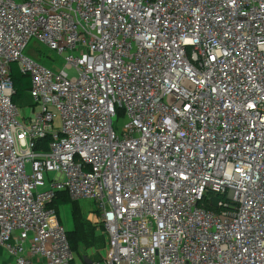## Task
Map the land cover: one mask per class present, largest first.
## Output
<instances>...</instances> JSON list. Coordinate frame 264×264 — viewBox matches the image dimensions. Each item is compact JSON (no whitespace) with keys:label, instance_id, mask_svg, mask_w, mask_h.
<instances>
[{"label":"built area","instance_id":"2783aa9c","mask_svg":"<svg viewBox=\"0 0 264 264\" xmlns=\"http://www.w3.org/2000/svg\"><path fill=\"white\" fill-rule=\"evenodd\" d=\"M62 192L95 203L90 264H264V0H0L9 264H80L49 206Z\"/></svg>","mask_w":264,"mask_h":264},{"label":"rangeland","instance_id":"374dc122","mask_svg":"<svg viewBox=\"0 0 264 264\" xmlns=\"http://www.w3.org/2000/svg\"><path fill=\"white\" fill-rule=\"evenodd\" d=\"M34 53H33V52ZM24 53L27 56L34 58L40 65L51 68L60 69L64 67L63 59L53 50L48 49L41 43L31 40L27 45ZM69 76H74L75 72L67 69ZM20 107V115L30 116L32 114L33 100L29 96L28 88L24 93L23 99L18 101ZM22 108V109H21ZM114 127L117 125V118L113 119ZM27 172L30 171V165H26ZM49 177L54 176V173H48ZM47 176H45V180ZM47 182V181H46ZM44 187H39L42 189ZM58 218L60 224L65 230L74 229V219H77L78 236L81 238L78 242L76 256L80 261L84 256H87L91 262L102 259L106 250V237L103 233L101 223L98 220L95 203L89 199L71 200L57 205Z\"/></svg>","mask_w":264,"mask_h":264},{"label":"trees","instance_id":"16d2710c","mask_svg":"<svg viewBox=\"0 0 264 264\" xmlns=\"http://www.w3.org/2000/svg\"><path fill=\"white\" fill-rule=\"evenodd\" d=\"M11 78H12L13 87L15 90V94L12 97V101L17 104L19 100L23 99L24 93L27 90V88L29 89L30 82H29V78L27 77V75H24L17 68L16 64H11ZM43 142L44 144L42 146L45 147L46 141L44 140ZM38 148H40V146L37 147V149ZM69 201H70V198L67 196V194L62 192V193H59L54 198V200L49 204V206L54 207L57 210L58 204L63 203V202H69ZM73 219H74V229L70 231L67 230V237H68V241H69L72 251L76 254L75 250H77L78 242L81 238L78 236V228H77V222H76L77 219L75 218V216H73Z\"/></svg>","mask_w":264,"mask_h":264},{"label":"crops","instance_id":"0c3cea01","mask_svg":"<svg viewBox=\"0 0 264 264\" xmlns=\"http://www.w3.org/2000/svg\"><path fill=\"white\" fill-rule=\"evenodd\" d=\"M57 213H58V210H57ZM32 260L34 261L35 264H46L45 261L39 257H32ZM81 260L82 261L78 259L79 263L85 264L83 259ZM9 263H11V258L9 257V255L6 253V251L3 248H0V264H9Z\"/></svg>","mask_w":264,"mask_h":264},{"label":"water","instance_id":"95a60500","mask_svg":"<svg viewBox=\"0 0 264 264\" xmlns=\"http://www.w3.org/2000/svg\"><path fill=\"white\" fill-rule=\"evenodd\" d=\"M83 261H84L85 264H90L91 263L90 259L87 256L83 257Z\"/></svg>","mask_w":264,"mask_h":264}]
</instances>
